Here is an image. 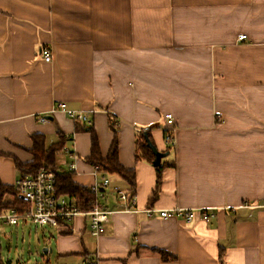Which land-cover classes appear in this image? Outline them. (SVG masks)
Returning a JSON list of instances; mask_svg holds the SVG:
<instances>
[{
  "label": "crops",
  "instance_id": "0c3cea01",
  "mask_svg": "<svg viewBox=\"0 0 264 264\" xmlns=\"http://www.w3.org/2000/svg\"><path fill=\"white\" fill-rule=\"evenodd\" d=\"M113 131L132 194L88 161L91 134L103 159ZM146 134L165 155L154 201L156 170L134 156ZM32 135L61 144L57 168L74 184L90 190L105 176L99 203L111 212L97 237L83 215L37 236L50 248L40 264H264V0H0L1 186L25 175ZM175 208L215 215L160 218ZM27 225L0 221V236L10 244L8 226L24 242Z\"/></svg>",
  "mask_w": 264,
  "mask_h": 264
},
{
  "label": "built area",
  "instance_id": "2783aa9c",
  "mask_svg": "<svg viewBox=\"0 0 264 264\" xmlns=\"http://www.w3.org/2000/svg\"><path fill=\"white\" fill-rule=\"evenodd\" d=\"M238 38L240 41H243L245 36H239ZM40 53L44 62L51 61L52 58L49 49L43 48ZM56 107L58 110L64 111L65 115L72 121L74 120L86 124L87 126L91 124L90 119L87 118L86 115L66 111L62 103H59ZM164 118L166 126L170 128L173 123L172 116L166 114ZM41 120L43 121L44 119ZM170 137V133L165 135V141L167 143L171 142ZM70 171H72V169H70ZM100 171L101 168L98 165L93 166L94 175L96 174L97 176ZM107 185L108 179L105 176L99 184L92 185L88 191L95 195L96 202L90 211L80 212L70 203L67 197H60L58 195L54 173L47 168H40L32 174L22 175L13 185V189H15L17 196L29 204L28 212L18 214L14 210H9L0 214V221L4 224L17 225V223L22 220L38 228L50 227L53 229H61L62 223H68L74 217L83 215L89 218L88 230L90 235L94 237L100 236L104 232L103 224L108 221L109 215H111V212L103 209V206L99 203L103 198V192ZM117 195L121 200L132 203L133 199L130 201L127 200L126 195L121 191H119ZM242 207L246 208L245 206ZM254 207L257 208V206ZM258 208L264 209V206ZM153 212V209H148L146 211L147 216H151ZM158 213L160 218H179L185 223L192 222L196 216H198L202 222L208 223L215 215L214 212L208 208L191 210L175 208L171 210H162ZM86 262V264H91L90 261Z\"/></svg>",
  "mask_w": 264,
  "mask_h": 264
},
{
  "label": "trees",
  "instance_id": "16d2710c",
  "mask_svg": "<svg viewBox=\"0 0 264 264\" xmlns=\"http://www.w3.org/2000/svg\"><path fill=\"white\" fill-rule=\"evenodd\" d=\"M114 132V131H113ZM146 139L148 140V135L146 134ZM91 149L88 161H91L93 166L98 165L102 172H107L109 174H114L123 179L127 185H129L131 194L134 190V172L125 170L118 162L117 157V142L116 133L114 132L113 139L111 141V146L105 156L102 159L99 153V146L95 135L91 134ZM31 163L25 166L17 164V167L23 171L22 174H32L40 168H47L55 175L56 187L58 195L65 196L68 198L70 203L77 208L80 212H88L91 210L92 206L96 202V197L93 193L89 192L86 188L80 187L73 183L71 178V173L59 170L57 168V163L55 159V154L60 150L61 144L50 146L46 148L44 145V140L41 135L31 136ZM135 160H144L149 163L154 162V156L151 153L150 148L147 146V141L143 136H140L137 140L136 149L134 152ZM164 165L154 167L156 170V187L152 192L150 197L151 201H154L157 197V192L159 188V183L161 179V173ZM9 194L12 196V200H5V195ZM132 196H128L127 200H131ZM8 210H14L16 213H25L29 210V204L23 199L17 196L15 189L13 187H3L0 185V214ZM162 261H169L170 256L166 253L159 252Z\"/></svg>",
  "mask_w": 264,
  "mask_h": 264
},
{
  "label": "rangeland",
  "instance_id": "374dc122",
  "mask_svg": "<svg viewBox=\"0 0 264 264\" xmlns=\"http://www.w3.org/2000/svg\"><path fill=\"white\" fill-rule=\"evenodd\" d=\"M58 166L60 168H63L64 161L61 157L55 158ZM59 169V168H58ZM5 232L8 234L12 233V241L10 244H8L7 239L3 236H0V255L4 257V259L9 261V264H36V263H43V260H41L40 256L44 255L46 252V249L49 247H46L45 245H42L41 240L40 243H36V237L41 235H48L50 232V227H44V228H36L31 225H27L24 230L30 231V238H28V235L25 237V241L22 242L23 233L21 230H12L8 226L2 227ZM10 232V233H9ZM11 235V234H10ZM10 247V248H8ZM12 248V249H11ZM9 252L17 253L15 255L10 254L8 257ZM22 256V257H21ZM54 257V255H53ZM18 258H20V262L18 263ZM4 264H8L4 261Z\"/></svg>",
  "mask_w": 264,
  "mask_h": 264
},
{
  "label": "water",
  "instance_id": "95a60500",
  "mask_svg": "<svg viewBox=\"0 0 264 264\" xmlns=\"http://www.w3.org/2000/svg\"><path fill=\"white\" fill-rule=\"evenodd\" d=\"M145 141H147V146L150 148V150H151V153H152V155L154 156V162L152 163V166L153 167H157V166H159V164H160V161H161V158H163L165 155L164 154H160V153H158L155 149H154V147L151 145V143L146 139ZM50 251V250H49Z\"/></svg>",
  "mask_w": 264,
  "mask_h": 264
}]
</instances>
